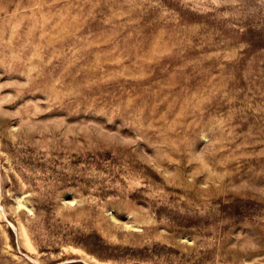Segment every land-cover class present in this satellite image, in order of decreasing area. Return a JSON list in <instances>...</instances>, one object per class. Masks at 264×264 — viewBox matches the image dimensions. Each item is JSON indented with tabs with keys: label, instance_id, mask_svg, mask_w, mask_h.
Wrapping results in <instances>:
<instances>
[{
	"label": "rangeland",
	"instance_id": "obj_1",
	"mask_svg": "<svg viewBox=\"0 0 264 264\" xmlns=\"http://www.w3.org/2000/svg\"><path fill=\"white\" fill-rule=\"evenodd\" d=\"M0 264H264V0H0Z\"/></svg>",
	"mask_w": 264,
	"mask_h": 264
}]
</instances>
